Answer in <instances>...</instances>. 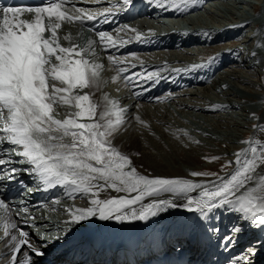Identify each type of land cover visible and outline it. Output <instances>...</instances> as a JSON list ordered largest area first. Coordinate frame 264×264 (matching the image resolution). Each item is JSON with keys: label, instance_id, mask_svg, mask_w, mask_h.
Masks as SVG:
<instances>
[{"label": "snow or ice", "instance_id": "snow-or-ice-1", "mask_svg": "<svg viewBox=\"0 0 264 264\" xmlns=\"http://www.w3.org/2000/svg\"><path fill=\"white\" fill-rule=\"evenodd\" d=\"M146 2L149 6L187 12L199 0ZM67 4H72L74 12L67 10ZM135 4L136 0H119V11H114L117 5H112L99 14L75 8L73 0H45L36 6L0 5V187H6L5 181L16 180L23 171L46 189L59 186L69 198L86 200V207L68 209L70 225L92 219L121 225L147 223L169 210L182 209L195 214L193 223L218 237V247L227 251L246 228L264 231V140L253 136L241 141L247 147L233 153L231 160L206 157L211 161L225 159L223 174L190 173L191 177L210 179L196 182L143 174L133 165L132 158L113 144L116 133L127 130V109L108 95L100 101L93 99L92 90H99L104 67L97 59V41L89 40L81 46L69 34L63 37L69 46L60 42L59 30L65 23L83 25L96 21L98 15L107 22L108 16L130 11ZM25 13L31 18H22ZM113 31L135 33V39L142 41V34L128 25ZM96 36L106 49L119 46L109 32L97 31ZM126 42L119 38L120 44ZM258 47L264 48V44ZM251 55L256 57L257 52ZM108 60L119 73L126 72L119 67L124 59L109 55ZM214 61L212 58L193 64L191 70L208 67ZM124 78L131 79L127 75ZM143 79L155 84L163 77L157 70L147 72ZM135 119L144 123L139 116ZM258 131L264 133V125L258 126ZM110 191L117 195L101 198L102 192ZM10 204L11 200L0 193V210L4 212L0 217V242L5 246L0 260H7V264H39L36 258L43 257L47 248L32 243L29 233L18 227ZM21 211L27 212V207ZM221 211L239 214L223 236L218 225L208 227L211 220L220 219L215 213ZM208 239L211 242V237ZM262 250L264 240H256L233 256L229 264H256ZM18 256L23 258L18 260Z\"/></svg>", "mask_w": 264, "mask_h": 264}, {"label": "bare ground", "instance_id": "bare-ground-1", "mask_svg": "<svg viewBox=\"0 0 264 264\" xmlns=\"http://www.w3.org/2000/svg\"><path fill=\"white\" fill-rule=\"evenodd\" d=\"M210 1L199 0V3L193 5L187 12L166 7V9H161V14L168 20L173 21L172 17L178 16H182L181 19L183 20L185 14H189L196 9H202L207 4L210 5ZM143 3L141 2L138 7ZM152 6L151 9H154V5ZM106 7L103 6L102 10ZM220 11L222 12V18L230 17L232 21L229 22H232L233 26L237 22V27L230 28L231 31L229 32L225 31L229 35L225 40L222 37L226 33L216 31L215 37L219 39L216 47L212 44L213 48L210 47L211 49H209L208 47L209 51L203 53V56H199V59L197 58V61L192 63H205L215 58V61L208 67L195 71L191 70L192 64L189 65V63L192 59L184 60L183 55L169 52L168 46H171L174 41L166 34L167 39L169 38L168 41H165L164 36H162V40L158 37L156 38V36L160 35L157 31L154 34L152 32L139 31L142 34V41H137L135 33L133 36H129L130 32L126 34L115 32L113 30L117 29V27H112L110 33L117 40L119 46L107 49L103 46L100 51L96 52L98 62L103 64L104 67L101 71L99 90H92L94 92L93 99L100 101L104 95H108L109 99L114 98L120 107L127 109L125 117L129 122L126 125L127 130L121 129L116 133L113 138V144L123 153L129 155L133 160V165L143 174L166 178L192 179L196 182L210 179L191 177L190 173L192 171H209L223 174L221 167L225 163V159L214 162L206 159V157L221 156L231 160L234 159L233 153L247 147L241 141L249 140L253 136L264 140V133L258 131V126L264 125V48L258 47V45L264 44V25L255 24L257 28L255 30L257 31L255 39L254 37L248 38L243 33V27L252 25V19L248 21H245L246 18L236 19L234 17L235 13L231 9L225 11L221 9ZM257 13L262 16L261 19H264V9H259ZM108 19L113 20L115 23L122 21L119 19V15L110 16ZM219 20L215 21L218 22V25L221 23V20ZM243 20L245 23L239 25L238 21ZM261 22L264 23L263 20ZM187 23H190V19ZM126 24L133 25V23ZM205 26L208 30L212 29L209 24ZM64 29L66 31L65 34L70 29L71 32L68 34L71 35L72 41L80 44L77 39L76 28L72 24L64 25ZM172 32L170 34H173V38L178 37V30H173ZM61 33L59 31V35ZM183 35L184 38L182 40L190 42V45L194 43L195 38L191 32ZM121 37L127 42L120 44L119 38ZM83 44L81 43L80 45L83 46ZM62 45L65 46L63 43ZM246 47H248L250 55L254 51L257 52L256 57L251 55V57L255 58L252 60L254 62L244 59ZM178 49L179 47H177ZM184 51L186 50L184 49ZM132 54L135 55L133 56ZM109 55L124 59V63L120 64L119 67L125 68V73L117 71V66L108 60ZM257 60L261 61V63H256ZM243 63L248 69L244 70L243 73H239L237 68L241 67ZM175 66H182V70L174 72ZM157 70H159L163 79H158L155 84L143 79L147 72H155ZM125 75L131 79L126 80L124 78ZM254 79H257L260 84L256 85ZM166 86H168L166 90L161 93L160 88H165ZM136 95L146 97L144 101L164 100L165 103L163 104L160 101L149 105L144 101H140L143 99H138ZM173 104L180 109L177 111L173 110L171 107ZM240 109L247 112V115L244 116L239 111ZM253 113L256 115L253 116ZM136 116H139L144 123H139L135 119ZM230 125H234V127L231 128ZM226 127L231 129L225 130ZM248 133L252 134L251 137L246 136ZM195 141H199V143H195ZM137 153L139 155H136ZM109 194L117 195L111 191L109 193L102 192L101 198H105ZM119 195L124 194L121 193ZM68 202L73 207L87 206V201L81 198H76L75 200L69 198ZM147 202L148 200L145 201V203ZM13 211L15 212L16 210ZM2 213L3 210H0V217L4 216ZM61 213L59 208H53L52 218L54 223L51 224L53 229L56 225L58 228L56 233L60 234L64 233L61 228L65 227L71 230H76L77 228L80 231L79 242L85 238L91 239L96 235L109 237L115 231L114 228L121 226L119 223L102 222L95 219L80 225H70L67 223L69 215ZM232 214L226 212L225 215ZM238 215L236 216L238 217ZM194 216L195 214L188 213L185 210L174 209L151 219L147 223H140L158 225L169 220L174 225L179 221L185 222L188 220L189 227L193 228L195 223L191 219ZM12 219L17 222L19 228L28 232L27 226L21 217L13 215ZM212 222L211 220L208 227H210ZM1 229L0 236L3 235ZM198 232L201 238L204 235L209 236V233L205 232L200 225H198ZM29 235L31 242L39 245L38 240L30 233ZM2 244L4 242H0V247ZM4 251L5 246L0 250V253ZM200 253L201 247L192 252L195 256ZM22 258V256H18V260ZM192 258L196 260L193 256ZM36 259L39 264H73L70 261L53 262L50 252H46L43 257H37ZM230 259L229 257H219L218 252H214L209 262L213 264H229ZM198 261L200 263L203 262L201 259H198ZM0 264H7V260H0Z\"/></svg>", "mask_w": 264, "mask_h": 264}, {"label": "rangeland", "instance_id": "rangeland-1", "mask_svg": "<svg viewBox=\"0 0 264 264\" xmlns=\"http://www.w3.org/2000/svg\"><path fill=\"white\" fill-rule=\"evenodd\" d=\"M215 1V2H214ZM251 1H256V2H260V3H264V0H251ZM211 2V6L209 7V10L208 11H203L202 9H196V10H194V11H192V12H190L189 14H187V15H184V21H187V20H189L190 19V23H188V25L186 24L185 26V28H188V29H190V30H192V29H194V27H199V26H201V25H207V24H209V26H212L211 28V30H209L210 32L209 33H212V34H217V32L216 31H221V33L223 32H225V31H227V32H229V31H231L230 30V28L231 29H233V28H235V27H237V26H233L232 25V22H229V21H232V19L230 18V17H226V18H222L223 16L221 15V7H219L220 6V1L218 2V0H211L210 1ZM216 3V4H214V3ZM216 6L218 7V10H216ZM255 6V5H254ZM256 7V6H255ZM220 9V10H219ZM219 12V13H217V12ZM250 11L251 12H253V10L252 9H250ZM258 11V9H256L255 10V12H257ZM213 12V13H212ZM256 14H258V13H256ZM212 15V16H211ZM234 16V15H233ZM181 17L182 16H178V17H172L174 20H173V22L174 23H176V22H178V21H183L182 19H181ZM225 17V16H224ZM234 17H236V19H239V17L238 16H234ZM176 18V19H175ZM215 18H217V19H215ZM222 18V19H221ZM247 18V17H246ZM221 20V23L220 24H222V25H218V22H215V21H217V20ZM224 19V20H223ZM219 20V21H220ZM235 20V19H234ZM248 20H250V19H245V21H248ZM172 21V20H171ZM223 21H224V23H223ZM245 21L243 22V23H245ZM253 23H252V25H249V26H247V27H243V33H245V35L246 36H248V38H251V37H254V39H255V34L257 33V31H255L257 28H256V26H255V22L253 21V19L251 20ZM192 22H194L193 24H191ZM238 22H241V21H238ZM213 23V24H212ZM224 24V25H223ZM195 25V26H194ZM227 25V26H226ZM252 26V27H251ZM206 27V26H205ZM224 27V28H223ZM227 27V28H226ZM227 32H225L226 34L222 37V39H226V38H228V33ZM254 35V36H253ZM220 37V36H219ZM253 39V40H254ZM217 41H219L218 39L217 40H214L210 45H208L205 49H204V51H202V52H200L199 54H196V55H189L188 54V52H187V49H189L190 47H187L185 50L186 51H184V49H174L172 52H176V53H179L180 55H183L182 57H184V60H191L192 59V61H190V63H189V65H191L192 63H194L195 61H197V58L199 59V56H203V53H205V52H208L209 51V49H211V48H213L214 46L213 45H215V47H216V43H217ZM215 42V43H214ZM213 44V45H212ZM208 47H209V49H208ZM211 47V48H210ZM245 50L246 51H244V59H248L250 62H254V61H252L253 59H255V58H253V57H251V55L249 54V51H248V47H246L245 48ZM246 52V53H245ZM248 53V54H247ZM248 55V56H247ZM208 56V55H207ZM192 57V58H191ZM196 58V59H195ZM183 59V58H182ZM194 61V62H193ZM247 63V62H246ZM193 65V64H192ZM244 65V66H243ZM243 66V67H242ZM242 67V68H241ZM241 67H238L237 68V70H238V72L239 73H243V71L245 70H247L248 68L245 66V64L243 63L242 65H241ZM175 68H178V69H182V66H175L174 67V69ZM242 69V70H241ZM250 69V68H249ZM241 71V72H240ZM254 83L257 85V84H260V82H258L257 81V79H254ZM169 102H171V101H169ZM156 103V102H155ZM161 103H165V101L164 102H161ZM153 104V103H152ZM177 105H174L173 104V106L171 105V107L173 108V110L175 109L176 111L178 110V109H180L178 106V108L176 107ZM239 111H241L242 112V114L244 115V116H246L247 115V112H244V110L243 109H240ZM217 125H220V124H217ZM230 127L232 128V127H234V125H230ZM230 127H226V129L225 130H228ZM222 128V127H221ZM220 128V129H221ZM230 128V129H231ZM223 129V128H222ZM251 133H248L246 136H248V137H251ZM214 162H217V161H214Z\"/></svg>", "mask_w": 264, "mask_h": 264}]
</instances>
